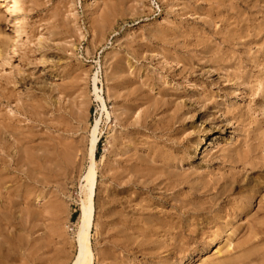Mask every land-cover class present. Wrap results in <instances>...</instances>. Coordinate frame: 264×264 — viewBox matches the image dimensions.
Returning <instances> with one entry per match:
<instances>
[{
    "label": "rangeland",
    "instance_id": "obj_1",
    "mask_svg": "<svg viewBox=\"0 0 264 264\" xmlns=\"http://www.w3.org/2000/svg\"><path fill=\"white\" fill-rule=\"evenodd\" d=\"M16 1L13 12L0 2V121L42 129L32 143L42 157L32 152L23 184L11 189L19 222L43 207L35 237L44 249L54 245L42 262L70 264L76 255L98 122L94 264H264V0ZM26 107L45 123L28 121ZM230 175L259 186L239 217L209 209L213 192L202 187ZM127 238L142 247H124Z\"/></svg>",
    "mask_w": 264,
    "mask_h": 264
},
{
    "label": "bare ground",
    "instance_id": "obj_2",
    "mask_svg": "<svg viewBox=\"0 0 264 264\" xmlns=\"http://www.w3.org/2000/svg\"><path fill=\"white\" fill-rule=\"evenodd\" d=\"M1 3H5V2H11L12 6L9 7L8 9L5 10L6 11H9V12H13L16 8H17V1L16 0H0ZM261 6L260 5V9H261ZM253 7V6H252ZM250 8V7H249ZM258 8V6H257ZM231 9V8H230ZM228 10V11H231V10ZM252 9V8H251ZM256 9V7H255ZM260 12V11H259ZM238 13V12H237ZM258 13V12H257ZM256 13V14H257ZM245 14V13H244ZM243 15V14H242ZM241 17H245V16H242ZM254 18L256 15H253ZM247 17V16H246ZM233 19V18H232ZM243 20V19H242ZM256 20V19H254ZM262 20V18H261ZM228 21V19H227ZM258 21V19H257ZM264 21V20H263ZM230 22V21H229ZM247 22V20L245 21V23ZM255 23V22H254ZM260 23V22H259ZM227 24V23H226ZM225 24V25H226ZM239 24V23H238ZM242 24V22H241ZM240 24V25H241ZM258 24V23H257ZM253 25V24H252ZM263 25V24H262ZM238 26V25H237ZM256 26V25H255ZM229 27V26H228ZM248 28H251V26H249ZM263 28V26H262ZM228 29H231L228 28ZM243 29V27L241 28V30ZM258 29V28H257ZM256 29V30H257ZM261 29V28H260ZM258 30L261 32V30ZM220 30V29H219ZM227 30V29H226ZM225 30V31H226ZM234 31V30H233ZM248 31V30H247ZM250 31V30H249ZM263 31V29H262ZM241 32V31H240ZM246 32V31H245ZM257 32V31H256ZM227 33V31H226ZM255 33V32H254ZM214 34V33H213ZM234 34V33H232ZM231 34V35H232ZM241 34V33H240ZM223 35V34H221ZM227 35V34H226ZM249 35V34H248ZM216 36V34H215ZM247 36V35H246ZM255 36V34H254ZM236 37V36H235ZM234 37V38H235ZM257 37V36H255ZM238 38V37H237ZM243 38V37H242ZM241 38V39H242ZM233 39V38H232ZM240 40V38H239ZM16 41V40H15ZM233 41V40H232ZM200 44V43H199ZM225 44V43H224ZM204 45V43L202 44ZM10 47H14L13 49V52L16 53L17 50H18V44L15 43L13 41L12 45ZM196 48V47H195ZM219 49V48H218ZM218 51V50H216ZM213 54V53H212ZM220 54V53H219ZM218 54V56H219ZM215 55V54H214ZM217 55V54H216ZM215 55V56H216ZM222 58L224 59L225 57L222 56ZM210 59V58H209ZM218 59V58H217ZM222 59V60H223ZM214 60V59H213ZM219 60V59H218ZM221 60V58H220ZM225 60V59H224ZM211 62V61H210ZM95 80L94 79V90H97L96 86H95ZM17 108V107H16ZM105 108L104 104H103V109ZM40 110V109H39ZM129 112V111H128ZM26 119L28 121H31L32 123H36V124H44V116L43 113L41 114L40 111L39 112H34L33 110L29 111L27 110V107H26V111H24L22 113ZM21 114V115H22ZM43 115V116H42ZM130 115V112L129 114ZM10 117V116H9ZM7 117L5 119V117L3 118L2 121H0V210L2 211L0 214V264H18L16 263L17 260H21L24 261L22 264H44L43 262L45 261L43 259V262H42V257L44 255L48 256L47 254H45V250L48 248L49 250V247H51L50 245L52 244L51 242L49 243L50 245L47 244V246L49 247H46V249H44V246L42 245V241L39 243V237H35V235L38 234V230L35 231L34 228H36L37 226V221H39V216L41 214H39V212L41 211V209L43 208H39V212L38 208H34L32 209L31 211L29 210V212H25L26 215L23 216V214L21 216H19V219H21L22 222H19V220L17 219V217H15V214L13 212V209H16L18 208L19 204L16 202V200H14L13 198V195L15 196V193L11 191L13 187V185L18 182V183H21L23 184L22 182V170L21 168L25 166L28 167V163L30 165V162H26L27 158H30L32 157L31 154L32 152L34 153L36 150L39 151V147H35V146H32L33 142L36 141L37 138L40 137V132L42 131V129H39L37 127V125H33V124H25V125H14L15 123H20V122H25L26 120H21L20 118H17V120H14L13 118H9ZM22 124V123H21ZM97 126H98V122H96V126H94V130L93 131V136H92V139L89 143H91L90 145V149L88 150L89 151V157H90V165L88 167V170L85 174V177H84V180H85V188L87 189V198L85 200L82 201V206H81V215H80V221H79V227H78V232H77V251H76V255L74 257V259L70 262V264H94V260L96 259L95 255H94V252H93V249H92V246H91V242H90V236H91V230L93 228V222H94V213H95V210H94V202H93V198H94V194H95V190H96V184H97V174H96V168H95V162H96V157H95V154H96V149H97V146H98V142H99V139L96 137V133H97ZM48 128V127H47ZM44 129V128H43ZM46 133V132H45ZM48 133H46L47 135ZM264 138V131L260 133ZM50 137V135H49ZM54 139V138H53ZM42 141V140H41ZM40 142H36L37 144L38 143H41ZM43 142V141H42ZM45 142V141H44ZM49 142V140H48ZM47 140H46V143L47 144H51V143H48ZM55 143V142H54ZM67 144V142H65ZM64 143V144H65ZM35 144V143H34ZM55 145H59L56 144ZM45 146V145H43ZM70 146H73V145H66V150H64L66 152V154H70ZM51 151H52V155H55L56 156V147L54 145H48L47 146ZM64 147V146H63ZM59 149V148H58ZM72 149V148H71ZM56 150V151H55ZM63 152V150H60L59 152ZM59 152H58V156H59ZM40 153V151H39ZM39 153L36 154L35 152V155H38ZM44 153V152H43ZM42 154V152H41ZM48 154V153H46ZM45 154V155H46ZM51 155V152L49 153ZM65 154V153H64ZM65 154V155H66ZM74 155V153H71ZM44 155V154H43ZM62 155V154H61ZM73 155L71 157H73ZM134 155V154H133ZM42 155H38L37 157H39ZM68 156V155H67ZM40 157V158H41ZM47 158L49 157L46 156ZM45 157V158H46ZM52 157V156H51ZM61 157V156H60ZM135 157V156H133ZM246 157V156H245ZM44 158V156H43ZM68 158V157H67ZM141 158V157H139ZM31 159V158H30ZM66 158H64L65 160ZM72 159V158H71ZM130 159V158H129ZM29 160V159H28ZM32 160V159H31ZM42 160V158H41ZM63 160V159H62ZM70 161V159H68ZM73 160V159H72ZM144 160V159H143ZM238 160V159H237ZM137 161V160H136ZM32 162V161H31ZM36 162V161H34ZM52 162V160H51ZM51 162H49V167L51 168V166L53 164H51ZM54 162V161H53ZM52 162V163H53ZM55 162H57V160L55 159ZM54 162V163H55ZM239 162H242V167L244 168V165H246L247 163V160L244 161L243 159L240 161L238 160L236 162V164H238ZM255 162V161H254ZM25 163H27L25 165ZM43 163V162H41ZM64 163H66V161H64ZM68 163V161H67ZM71 163V162H70ZM38 164V163H37ZM35 164V165H37ZM51 164V165H50ZM140 165H142L143 163H139ZM25 165V166H24ZM39 165V164H38ZM44 165V163H43ZM56 165H54L55 167ZM67 166V165H66ZM71 166V164L69 165ZM163 166V165H162ZM254 166V165H253ZM262 166H264V163L262 164ZM40 167V166H39ZM53 167V168H54ZM56 167H59V166H56ZM165 167V165H164ZM23 168V169H24ZM37 168V167H36ZM52 168V169H53ZM141 168V167H139ZM242 168V169H243ZM38 169V168H37ZM57 169V168H56ZM55 169V170H56ZM150 169V168H148ZM163 171L164 168H161ZM167 169V168H166ZM253 169V168H252ZM39 170V169H38ZM37 170V172H38ZM51 170V169H50ZM54 170V171H55ZM70 170V168H69ZM145 170V169H144ZM245 170V169H244ZM254 170V169H253ZM256 170V169H255ZM24 171V170H23ZM40 171V170H39ZM53 171V170H51ZM71 172V171H70ZM36 173V172H35ZM40 173V172H39ZM56 173V172H55ZM232 173V172H231ZM247 174H249L248 172H246ZM37 174V173H36ZM42 174V173H41ZM132 174H135V173H132ZM264 174V172H263ZM38 175V174H37ZM131 175V174H130ZM228 176V175H227ZM264 176V175H263ZM262 176V177H263ZM169 177V176H168ZM252 177V176H251ZM173 178V177H172ZM239 178V177H238ZM235 177V175H230L226 180L225 182H223L222 184L218 181H213L211 183H208L203 187H206L205 189H207V193L209 192H213V194H211V198L209 200L211 201L210 202V205L211 207L209 209H212L214 208L216 205V207L218 206L220 208V211L223 210V209H227L230 213H232L233 215H235L236 217H239L241 216L245 210H247L249 208V206H247V203H249L250 201H253L254 198H256V195L258 194V189H259V186L257 185H254L252 184V180L248 179V180H242V179H238ZM257 178V177H255ZM264 178V177H263ZM36 179H38L36 177ZM154 179V177H153ZM158 179V178H157ZM170 179V178H168ZM166 179V180H168ZM176 179V178H175ZM40 181H42L41 179H39ZM38 181V183H40V181ZM174 181V179H172ZM138 181V180H137ZM134 182V181H133ZM154 182V181H153ZM165 182V181H163ZM163 182H161L159 185H161ZM169 182V181H168ZM179 182V181H178ZM261 182V181H260ZM37 183V184H38ZM43 183V182H42ZM147 183V182H146ZM145 183V184H146ZM152 183V182H151ZM157 183V182H155ZM17 184V183H16ZM177 184V182H176ZM176 184L173 186H176ZM259 184V183H258ZM264 184V183H263ZM263 184L261 183V185L263 186ZM203 185V184H202ZM167 186V185H165ZM171 186V185H170ZM161 187V186H160ZM163 187V186H162ZM179 187V186H178ZM177 187V188H178ZM261 187V186H260ZM166 188V187H164ZM174 188V187H173ZM24 189V188H23ZM169 190V189H168ZM170 190L172 191V188L170 187ZM169 190V192H171ZM175 190V189H174ZM199 190V189H198ZM197 190V191H198ZM233 190H235V193L238 195V198H232L231 197V193L229 192H232ZM24 191V190H23ZM26 191V190H25ZM34 191V190H33ZM38 191V190H37ZM167 191V190H166ZM165 191V192H166ZM264 191V190H263ZM36 192V190H35ZM39 192V191H38ZM199 192V191H198ZM197 192V193H198ZM262 192V191H260ZM113 193V192H112ZM196 193V194H197ZM200 193V192H199ZM226 193H229L227 194V199L229 198L231 203H227L224 208V206H222V204L220 203L221 200H223V197L225 196ZM179 194V193H178ZM202 195V194H201ZM224 195V196H223ZM32 196V195H31ZM34 200H35V203L38 202V198L37 196L39 197V195L37 193H34ZM106 196V195H105ZM112 196H115V195H112ZM189 196V194H188ZM28 197V196H27ZM185 197V196H184ZM240 197V198H239ZM30 198V197H29ZM113 198V197H111ZM110 198V199H111ZM232 198V199H231ZM264 198V197H263ZM27 201H28V198H26ZM115 199V198H114ZM165 199V198H164ZM185 199V198H184ZM205 201L207 200V198H204ZM20 200V199H19ZM142 200V199H141ZM174 200V199H173ZM202 200V199H201ZM208 200V201H209ZM264 200V199H263ZM29 201H32L31 199ZM107 201H109L107 199ZM146 202V197H145V200ZM163 201V200H162ZM199 201V200H198ZM177 202V201H176ZM23 203V202H22ZM28 203V202H27ZM55 203V202H54ZM147 203V202H146ZM179 205L182 203L179 201L177 202ZM202 203V202H201ZM24 204V203H23ZM38 204V203H37ZM56 204V203H55ZM54 204V205H55ZM111 204V203H110ZM108 203V205H110ZM39 205V204H38ZM41 205V204H40ZM53 205V204H52ZM57 205V204H56ZM106 205V203H105ZM182 205V204H181ZM191 205V204H190ZM198 205V203H197ZM200 205V204H199ZM202 205V204H201ZM200 205V212L202 210V207ZM259 205V204H258ZM27 206V205H26ZM24 205V207H26ZM58 206V205H57ZM111 206V205H110ZM184 203L183 205L181 206L183 208V211H185L186 207L184 208ZM214 206V207H213ZM32 207V206H31ZM31 207L29 206L28 208L31 209ZM36 207V206H35ZM38 207V206H37ZM56 207V206H55ZM191 207V206H190ZM33 208V207H32ZM52 208V207H51ZM50 208V211L53 210ZM157 209V207H155ZM181 208V210H182ZM188 208V207H187ZM199 206L196 208L198 210ZM21 209V208H20ZM25 209V208H24ZM62 208H57L56 210V217L60 220L62 218V215L63 213L65 212H62L61 211ZM163 209V208H162ZM204 209V208H203ZM23 210V209H22ZM22 210H20V212H22ZM154 210V209H153ZM180 210V208H179ZM208 210V209H206ZM27 211V210H26ZM142 211V210H140ZM159 211V209H158ZM163 211V210H162ZM191 211V210H190ZM192 211H194L192 209ZM226 211V210H224ZM156 212V211H155ZM161 212V210H160ZM159 212V213H160ZM166 212V211H165ZM199 212V211H198ZM42 213V211H41ZM164 213V212H163ZM167 213V212H166ZM250 213V212H249ZM248 213V214H249ZM44 214V213H43ZM183 214V213H182ZM181 214V215H182ZM222 214V213H221ZM224 214V213H223ZM226 214V213H225ZM19 215V213H18ZM160 215V214H158ZM168 215V214H166ZM175 215V214H174ZM188 215V214H187ZM227 215V214H226ZM17 216V215H16ZM53 216V215H52ZM149 216V215H148ZM225 216V215H224ZM246 216V215H245ZM43 217V216H42ZM41 217V218H42ZM55 218V217H54ZM56 218V220L58 221V219ZM229 218V217H228ZM231 218V217H230ZM146 219V218H145ZM195 219V218H194ZM219 219V217H218ZM54 220V219H53ZM157 220V219H156ZM193 220V219H192ZM139 221V220H138ZM148 221V220H147ZM191 222V220H189ZM56 222V221H54ZM60 222V221H59ZM159 222V221H158ZM30 225V228L27 227L28 224ZM35 223V224H34ZM143 223V222H142ZM163 223V222H162ZM57 226H58V223L56 222L55 223ZM161 224V222H160ZM159 227V226H158ZM157 227V229H158ZM162 228V226H160ZM155 229V228H153ZM61 230V229H60ZM156 230V229H155ZM154 230V231H155ZM194 233V231H192ZM37 233V234H36ZM153 233V232H152ZM157 233V232H156ZM60 234L61 231H60ZM64 234V233H63ZM53 235V234H52ZM148 235V234H146ZM33 237V238H32ZM140 237V235H139ZM49 238V237H48ZM51 238V237H50ZM42 239V237L40 238ZM141 239V238H140ZM44 240V243L45 242H49L50 239H43ZM52 240V239H51ZM126 243H124V247L126 248H129L130 246L133 248L135 247L136 249H140L142 247V239L141 241L142 242H130V240L127 238L126 240H124ZM54 244H52V247H53ZM144 245V244H143ZM51 247V248H52ZM120 247H121V244H120ZM123 247V248H124ZM50 248V249H51ZM44 249V251H43ZM131 249V248H130ZM53 250V249H52ZM52 250H50L52 252ZM55 250V249H54ZM53 250V251H54ZM47 251V250H46ZM50 251L48 253H50ZM56 251V250H55ZM55 251L53 252V254L55 253ZM64 252V251H63ZM67 252V251H65ZM56 253H58L56 251ZM55 253V254H56ZM52 254V255H53ZM64 254V253H63ZM66 254H69V253H66ZM65 254V256H66ZM45 256V257H46ZM50 256V255H49ZM54 256H58L57 254L54 255ZM63 256V257H65ZM68 256H71V255H68ZM54 258L57 259V258ZM48 258V257H46ZM50 259L47 260V262L49 261L50 263H52V260H51V256L49 257ZM68 258V257H67ZM65 259V258H63ZM51 260V261H50ZM66 260V261H65ZM65 260H62L61 258V262L58 258V261L56 260V263L58 264H68L67 260L68 259H65ZM231 260V259H230ZM100 261V260H99ZM224 261V260H222ZM227 261V260H225ZM241 260H239L237 263H239ZM17 262H20L21 261H17ZM55 262V261H54ZM104 262V261H103ZM49 263V264H50ZM122 263V262H121ZM216 262H214L215 264ZM228 263V262H227ZM234 264H236V261L233 262ZM53 264V263H52ZM55 264V263H54ZM220 264V263H219ZM223 264V263H221ZM231 264V263H230Z\"/></svg>",
    "mask_w": 264,
    "mask_h": 264
}]
</instances>
